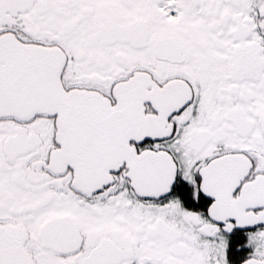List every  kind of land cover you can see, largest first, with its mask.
Returning a JSON list of instances; mask_svg holds the SVG:
<instances>
[{"label":"snow or ice","instance_id":"1","mask_svg":"<svg viewBox=\"0 0 264 264\" xmlns=\"http://www.w3.org/2000/svg\"><path fill=\"white\" fill-rule=\"evenodd\" d=\"M0 264H264V0H0Z\"/></svg>","mask_w":264,"mask_h":264}]
</instances>
